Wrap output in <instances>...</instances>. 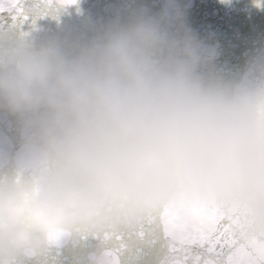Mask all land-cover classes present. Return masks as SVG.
Returning a JSON list of instances; mask_svg holds the SVG:
<instances>
[{"label": "clouds", "instance_id": "9594fccd", "mask_svg": "<svg viewBox=\"0 0 264 264\" xmlns=\"http://www.w3.org/2000/svg\"><path fill=\"white\" fill-rule=\"evenodd\" d=\"M38 32H0V264L84 236L79 264H116L113 242L193 211L264 241V48L217 69L179 0L90 36Z\"/></svg>", "mask_w": 264, "mask_h": 264}, {"label": "water", "instance_id": "95a60500", "mask_svg": "<svg viewBox=\"0 0 264 264\" xmlns=\"http://www.w3.org/2000/svg\"><path fill=\"white\" fill-rule=\"evenodd\" d=\"M186 6V23L206 44L214 46L219 55L217 69L232 73L239 70L256 49L264 48V7H255L253 0H179ZM26 20H13L0 13V32L12 35L29 26L41 36L61 32L90 36L113 23H126L133 13L144 9L157 13L163 0H75L68 7H50L49 0H24ZM97 240L81 237L76 244H67L34 259H22L20 264H79L85 251ZM119 252L116 264H163L166 243L159 229L147 239L123 236L113 242ZM127 247V251H120Z\"/></svg>", "mask_w": 264, "mask_h": 264}, {"label": "snow or ice", "instance_id": "6c2138e0", "mask_svg": "<svg viewBox=\"0 0 264 264\" xmlns=\"http://www.w3.org/2000/svg\"><path fill=\"white\" fill-rule=\"evenodd\" d=\"M74 2L49 0L63 7ZM0 13L27 19L24 0H0ZM158 229L166 243L163 264H264V241L244 236L223 217L198 211L186 219L165 215Z\"/></svg>", "mask_w": 264, "mask_h": 264}]
</instances>
